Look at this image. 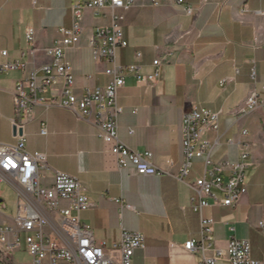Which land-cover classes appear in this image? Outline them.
Returning a JSON list of instances; mask_svg holds the SVG:
<instances>
[{
    "label": "crops",
    "instance_id": "1",
    "mask_svg": "<svg viewBox=\"0 0 264 264\" xmlns=\"http://www.w3.org/2000/svg\"><path fill=\"white\" fill-rule=\"evenodd\" d=\"M86 1L0 0V51L9 61L26 65L24 72L0 71V143L15 144L22 134L27 152L44 154L49 171L41 182L46 187L53 172L78 179L90 203L81 224L92 229L95 243L110 249L122 231L141 234L144 246L132 264H228L219 253L227 251L232 238L248 241L250 257L264 261V0H122L130 4L116 11L123 16L120 28L127 46L116 50V65H132L140 53L141 73L149 75L152 61L162 62L154 86L127 75L118 92L119 140L152 155L150 162L161 173L154 177L119 172L95 127L66 109L34 107L22 132L13 128L20 119L11 95L15 84L33 69L41 76V67L51 62L45 50L61 38L60 29L71 27L73 5ZM109 24L108 9L101 14L84 9L80 43L65 50L77 97L108 83L104 71L109 65L94 61L87 41L96 27ZM5 61L0 58V64ZM58 91L59 86L51 89L55 95ZM251 92L262 107L239 114ZM194 107L220 113L216 133L207 138H217L211 160L223 166V173L239 161V144L250 146L251 165L245 170L247 194L233 208L204 209L202 215L214 222L211 241H203V251L187 252L185 243H201L199 217L191 207L192 192L177 176L183 162L182 119ZM202 173L203 160L193 159L186 182ZM3 198L0 192V226H13ZM22 254L27 255L26 245L20 243L17 251L0 255L2 264H20L15 257Z\"/></svg>",
    "mask_w": 264,
    "mask_h": 264
},
{
    "label": "built area",
    "instance_id": "2",
    "mask_svg": "<svg viewBox=\"0 0 264 264\" xmlns=\"http://www.w3.org/2000/svg\"><path fill=\"white\" fill-rule=\"evenodd\" d=\"M178 4L182 1L178 0ZM129 3L122 0H88L78 2L72 7V24L69 29H60L61 38L45 54L51 62L39 70L29 71L26 79L15 84L12 99L18 122H13L15 132H22L24 123L32 116L34 107L66 109L76 116L86 119L96 129L98 137L110 147L119 172L128 170L140 177H154L161 173L151 164L150 153L140 154L119 140L118 119L122 108L118 104V92L124 86V79L132 75L138 83L154 86L158 79L160 59L152 61L153 71L149 75L141 73L136 53V63L120 67L115 63L116 50L125 48L126 41L120 28L123 16L117 10H127ZM84 9L97 14L108 9L110 24L96 27L87 41L94 61H105L109 67L104 71L108 77L106 87L87 90L81 97L74 93L72 68L66 61L65 50L75 48L82 34L81 20ZM190 8L186 13L190 14ZM32 31L26 38L31 39ZM0 58L6 61L0 64V71H26V65L11 62L6 51H0ZM254 69L250 78L255 80ZM226 83L221 82V85ZM59 86L58 94L51 89ZM49 94L48 97L44 95ZM262 107L256 93L251 92V101L244 102L239 114ZM219 112L194 107L182 119L181 145L183 162L177 179L186 183L192 192L191 207L199 217L201 243H185L187 252L203 251V241H211L213 220L205 218L202 211L209 207L233 208L247 194L245 170L251 165V148L248 144H239V161L223 166L211 160V153L217 144V138L209 141L207 135L216 133ZM40 134L46 135L41 124ZM203 160L202 176L193 182H186L193 159ZM49 171L46 157L41 153H29L25 149V140L21 134L15 144L0 143V184L14 194L13 226H0V255H9L19 249L20 233L25 235L26 253L31 264H132L135 252L144 246V237L139 233L122 231L118 242L110 249L97 244L92 238V229L81 224V215L90 209L85 189L75 177L53 172L51 185L42 184V176ZM120 203L119 200H115ZM60 203L66 206L61 207ZM125 208H130L125 206ZM263 228V224H258ZM228 264H264L250 257L248 241L231 239L227 251L222 254ZM204 262L209 260L204 259Z\"/></svg>",
    "mask_w": 264,
    "mask_h": 264
},
{
    "label": "rangeland",
    "instance_id": "3",
    "mask_svg": "<svg viewBox=\"0 0 264 264\" xmlns=\"http://www.w3.org/2000/svg\"><path fill=\"white\" fill-rule=\"evenodd\" d=\"M0 192L3 193L4 198H3V205L5 206V215H9L10 213L13 214L14 211V194L12 192H7L6 186L4 184H0ZM20 243L22 245H25V235L21 234L20 235ZM17 262L20 264H31L30 258L26 254L20 255V257H15ZM1 257H0V262H1ZM1 264V263H0Z\"/></svg>",
    "mask_w": 264,
    "mask_h": 264
},
{
    "label": "bare ground",
    "instance_id": "4",
    "mask_svg": "<svg viewBox=\"0 0 264 264\" xmlns=\"http://www.w3.org/2000/svg\"><path fill=\"white\" fill-rule=\"evenodd\" d=\"M251 101V96L248 98V100L246 102H250Z\"/></svg>",
    "mask_w": 264,
    "mask_h": 264
},
{
    "label": "trees",
    "instance_id": "5",
    "mask_svg": "<svg viewBox=\"0 0 264 264\" xmlns=\"http://www.w3.org/2000/svg\"><path fill=\"white\" fill-rule=\"evenodd\" d=\"M0 263L2 264V261Z\"/></svg>",
    "mask_w": 264,
    "mask_h": 264
},
{
    "label": "water",
    "instance_id": "6",
    "mask_svg": "<svg viewBox=\"0 0 264 264\" xmlns=\"http://www.w3.org/2000/svg\"><path fill=\"white\" fill-rule=\"evenodd\" d=\"M0 204H1V201H0Z\"/></svg>",
    "mask_w": 264,
    "mask_h": 264
}]
</instances>
